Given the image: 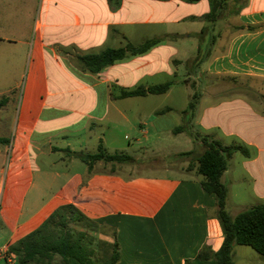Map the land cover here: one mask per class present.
<instances>
[{
    "label": "crops",
    "instance_id": "1",
    "mask_svg": "<svg viewBox=\"0 0 264 264\" xmlns=\"http://www.w3.org/2000/svg\"><path fill=\"white\" fill-rule=\"evenodd\" d=\"M211 10L210 0H0V45L30 51L31 99L39 92L41 111L60 114L64 120V142L49 150L60 153L65 163L63 172L51 175L58 190L53 202L44 208L43 217L38 220L36 215L20 225L15 236L0 247V259L56 208L73 204L99 225L97 252L101 259L116 240L118 264H216L214 259L197 260L203 247L216 253L224 241L216 198L204 191V177L196 168L188 170L189 161L179 156L184 152H164L161 144L164 136L166 140L173 137L174 143L185 138L194 146L192 159L202 154L205 147L200 138L173 132L190 121L199 135H211L226 145L246 146L250 156L241 154L240 159L233 155L230 161L236 158L237 164L231 167L229 163L222 177L229 191L227 210L230 190L226 178L231 172L239 175L232 177L231 186L243 190L245 186L255 203L264 204V0H230L222 21H207ZM230 18L231 23L223 22ZM182 24L184 30L179 27ZM209 27L214 33L218 28V36L224 35L223 45L204 66L201 45H196V54H192L167 40L97 73L85 70L78 59L122 48L123 39L131 41L134 33L142 42L167 35L188 38L198 34L204 39L211 32ZM125 28L132 33H124ZM213 41L216 45L217 39ZM178 66L190 67L183 80L186 88L193 82L208 81V89L194 102V117L187 109L197 94L186 91L181 106H167L171 111L158 115L163 108H155L147 118L131 123L123 102L150 95L117 98L121 91L165 83L177 74ZM174 92L173 86L163 95ZM123 120L130 131L143 136L144 154H157L153 161L166 163L165 167L138 168L150 157L141 159L132 152L139 151L136 144L142 141L135 138L133 143L131 136H123ZM68 134L76 141H69ZM100 144L107 155H129L134 162L100 161L85 169L73 166L79 159L72 153L94 155ZM2 190L0 183V193ZM238 207L232 216L247 209Z\"/></svg>",
    "mask_w": 264,
    "mask_h": 264
},
{
    "label": "rangeland",
    "instance_id": "2",
    "mask_svg": "<svg viewBox=\"0 0 264 264\" xmlns=\"http://www.w3.org/2000/svg\"><path fill=\"white\" fill-rule=\"evenodd\" d=\"M232 20L231 18L224 19L223 22L231 23ZM218 21H222V19ZM179 27L181 30H184L186 26L182 24ZM209 29L211 32L207 33L204 39L198 34H193L188 36V38H186V35H183L182 38L167 41H175L184 52L192 54H196V45H201L203 60L201 65L204 66L206 65L207 58L213 56L217 52V49L223 45L222 38L224 35L221 34L218 36L219 29L217 28L215 33L211 27ZM228 30L230 31V29ZM125 31L132 33V30L128 28L123 29L124 33ZM135 34L132 35L131 41L123 39V47L130 42L134 45L142 44V41L137 37L138 35ZM214 39L215 41L217 39V42H215V44L217 43L216 45H213ZM10 47L6 43L0 45V101L6 100L4 106L0 109V137L6 138L9 141L8 144L0 146V183L3 189L0 193V247L8 243L15 236L19 230L17 228L20 225L27 223L36 215L40 216V218H37L38 220L43 217L44 208L53 202V199L56 197V191L58 190V183L51 175L61 173L65 170V163L60 160V153L49 150L51 146H62L64 142L62 138L64 132L62 125L64 120L60 114H49L46 110L41 111L39 92H37L36 97L31 99V83L28 79L30 71V51H13ZM188 69L190 67L178 66L176 69L177 74L165 79L173 83L175 91L173 94L169 96L150 95L146 99H130L127 100L128 102H123V109L128 111L131 123H138L141 118H147L149 112L155 108L164 109L170 105L181 106L186 91H189L191 94H197L193 101L195 102L199 98L200 93L208 89V81L203 79L197 83H189L191 84L190 87L188 86L186 88L183 80L188 76ZM41 98L44 97L42 96ZM31 101L33 104L30 103ZM128 125L123 120V127L125 128L123 136H131L133 143L136 142L135 138L142 141V143L136 144L140 148L139 151L132 152L141 155V159H148L150 157L146 163L138 168L146 169L150 168V166L158 165L165 167L166 163L153 161V159L158 157L157 154L149 152V157L147 153L144 154L147 148L145 147L146 141L137 132L130 131V125ZM69 127H72V125L69 124ZM84 130H87V127ZM70 133L74 135L75 132L71 131ZM193 133L201 134L199 131L194 130ZM68 135H71L69 141H76V138L74 139L72 134ZM184 139L181 138L179 140L180 142L174 143L173 137L166 140L164 136L161 149L167 153L177 150L182 152L192 151L194 146L187 144ZM123 143L128 145L124 139ZM108 152L109 154L111 153V151ZM234 155H238L234 157L240 159L243 157L241 153H235ZM235 159L228 161L231 167L237 164ZM166 162L170 164L169 162L171 161L169 159ZM181 162L183 163L184 161ZM181 162L179 163L181 164ZM73 166L82 169L86 168V164L80 160H76ZM238 170H240L239 167ZM17 174L19 175L18 178L16 177ZM233 176L237 178L239 175L231 172V176L226 178L230 190L228 212L231 215L237 212L235 210L240 209L238 207L240 205L247 206L246 208L252 207V204L259 205L248 194L245 186V190L238 187V185L231 186L230 180ZM22 230L20 229V233ZM96 244L98 249V242ZM108 255L102 259L100 258V260H104ZM233 263L264 264V256H261L250 247L238 246L235 252H233ZM0 264L11 263L5 256V258L0 259Z\"/></svg>",
    "mask_w": 264,
    "mask_h": 264
},
{
    "label": "trees",
    "instance_id": "3",
    "mask_svg": "<svg viewBox=\"0 0 264 264\" xmlns=\"http://www.w3.org/2000/svg\"><path fill=\"white\" fill-rule=\"evenodd\" d=\"M189 3L200 0H184ZM230 0H210L212 10L205 19L216 22L224 18ZM183 35H167L146 39L140 45L128 43L122 48H108L100 53L80 56L79 62L85 70L97 73L103 68L113 65L116 61L146 53L154 46L165 40L182 38ZM173 86L172 82L140 86L134 90H123L117 98L145 97L148 95H163L168 93ZM196 96L193 97V100ZM6 100L0 101V109ZM195 103L189 104L187 113L194 117ZM171 111L164 108L157 111L165 114ZM175 134L187 133L189 136L200 138L205 149L202 154L192 159L194 151L181 153L179 156L184 161H189L188 170L196 168L198 174L204 177L202 187L205 192L212 194L217 202V218L220 222L224 241L221 248L214 253L208 246L197 255V260L207 262L212 259L216 264H234L233 251L236 246L252 248L264 256V204L247 208L237 215L232 216L227 210L229 191L223 184L222 177L228 169V161L235 153L245 157L250 156L249 149L241 144H223L211 135L193 133L190 121L185 126L174 129ZM6 138L0 137V146L8 144ZM73 156L89 168L100 161L105 163L130 164L134 159L125 154L107 155L102 144L98 153L86 154L74 152ZM99 225L85 216L73 204H65L56 208L35 230L17 240L10 246L7 256L13 255L18 264H118L120 259L117 241L113 243L109 255L100 260L97 252ZM188 264H191L188 262Z\"/></svg>",
    "mask_w": 264,
    "mask_h": 264
},
{
    "label": "built area",
    "instance_id": "4",
    "mask_svg": "<svg viewBox=\"0 0 264 264\" xmlns=\"http://www.w3.org/2000/svg\"><path fill=\"white\" fill-rule=\"evenodd\" d=\"M6 257H7L8 261H9L11 264H18L17 259H16L13 255H10V256H7V255H6Z\"/></svg>",
    "mask_w": 264,
    "mask_h": 264
}]
</instances>
